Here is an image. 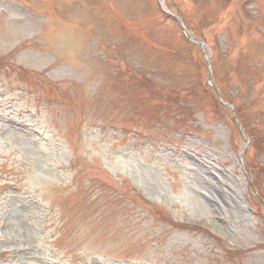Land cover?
<instances>
[{"label":"rangeland","instance_id":"374dc122","mask_svg":"<svg viewBox=\"0 0 264 264\" xmlns=\"http://www.w3.org/2000/svg\"><path fill=\"white\" fill-rule=\"evenodd\" d=\"M0 264H264V0H0Z\"/></svg>","mask_w":264,"mask_h":264}]
</instances>
